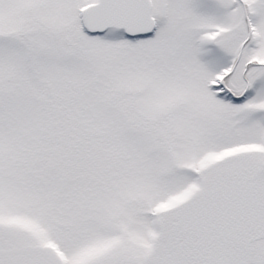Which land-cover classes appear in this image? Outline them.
<instances>
[{"label":"snow or ice","instance_id":"6c2138e0","mask_svg":"<svg viewBox=\"0 0 264 264\" xmlns=\"http://www.w3.org/2000/svg\"><path fill=\"white\" fill-rule=\"evenodd\" d=\"M0 264H264V0H0Z\"/></svg>","mask_w":264,"mask_h":264}]
</instances>
